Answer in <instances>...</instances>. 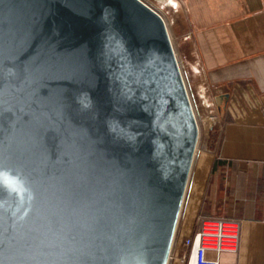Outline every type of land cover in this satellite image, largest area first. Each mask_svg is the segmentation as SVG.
<instances>
[{"label":"water","instance_id":"water-1","mask_svg":"<svg viewBox=\"0 0 264 264\" xmlns=\"http://www.w3.org/2000/svg\"><path fill=\"white\" fill-rule=\"evenodd\" d=\"M198 128L140 0H0V264H168Z\"/></svg>","mask_w":264,"mask_h":264},{"label":"crops","instance_id":"crops-1","mask_svg":"<svg viewBox=\"0 0 264 264\" xmlns=\"http://www.w3.org/2000/svg\"><path fill=\"white\" fill-rule=\"evenodd\" d=\"M180 1L198 64L227 89L222 125L186 195L183 217L196 179L191 224L176 230L168 264H181L197 215L241 222L238 253L222 254L221 264H264V0Z\"/></svg>","mask_w":264,"mask_h":264},{"label":"rangeland","instance_id":"rangeland-1","mask_svg":"<svg viewBox=\"0 0 264 264\" xmlns=\"http://www.w3.org/2000/svg\"><path fill=\"white\" fill-rule=\"evenodd\" d=\"M146 5L157 12L165 20L167 29L171 36L173 48L175 50L179 70L190 105L193 109L196 123L198 126V141L194 162L190 170L182 209L178 219L176 230L181 226L186 228L191 224V212L194 206V195L197 180L192 185L190 195V206L188 213L184 216L186 206V195L191 184V177L195 172V164L201 152L209 150V145L213 137H216L222 125L221 110L223 108L222 93L227 89L226 85H218L214 82L212 75L201 69L194 55V49L188 36V30L184 24V11L180 0H142ZM163 1V2H162ZM203 170H206L203 166ZM180 264V262H179Z\"/></svg>","mask_w":264,"mask_h":264},{"label":"built area","instance_id":"built-area-1","mask_svg":"<svg viewBox=\"0 0 264 264\" xmlns=\"http://www.w3.org/2000/svg\"><path fill=\"white\" fill-rule=\"evenodd\" d=\"M240 235L241 222L236 219L197 215L193 231L183 240L181 264H221L222 254L238 253Z\"/></svg>","mask_w":264,"mask_h":264},{"label":"bare ground","instance_id":"bare-ground-1","mask_svg":"<svg viewBox=\"0 0 264 264\" xmlns=\"http://www.w3.org/2000/svg\"><path fill=\"white\" fill-rule=\"evenodd\" d=\"M142 3H144L142 0H140ZM167 2H170L169 0H166ZM163 2V1H162ZM171 3V2H170ZM145 4V3H144ZM148 6V5H147ZM149 7V6H148ZM151 8V7H150ZM152 9V8H151ZM153 10V9H152ZM154 11V10H153ZM157 13V12H156ZM158 14V13H157ZM159 15V14H158ZM160 16V15H159ZM161 17V16H160ZM161 19L163 20V18L161 17ZM163 22H164V24H165V26H166V23H165V20H163ZM166 30H167V33H168V29H167V26H166ZM168 36H169V33H168ZM170 37V36H169ZM171 42V41H170ZM174 55H175V53H174ZM175 58H176V56H175ZM176 62H177V59H176ZM177 64H178V62H177ZM178 67H179V65H178ZM180 74H181V72H180ZM182 77V76H181ZM184 83V82H183ZM184 87H185V84H184ZM186 89V88H185ZM191 109H192V107H191ZM192 112H193V109H192ZM193 115H194V112H193ZM194 119H195V116H194ZM195 122H196V119H195ZM196 125H197V123H196ZM197 128H198V126H197ZM198 141V140H197ZM196 146H197V144H196ZM195 152H196V149H195ZM194 155H195V153H194ZM204 158V157H203ZM193 159H194V157H193ZM204 161V160H203ZM192 163H193V160H192ZM189 175H190V173H189ZM189 179V178H188ZM194 199H195V196H194Z\"/></svg>","mask_w":264,"mask_h":264}]
</instances>
